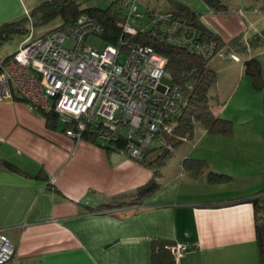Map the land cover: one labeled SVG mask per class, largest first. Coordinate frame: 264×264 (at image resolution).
Masks as SVG:
<instances>
[{
    "label": "crops",
    "instance_id": "0c3cea01",
    "mask_svg": "<svg viewBox=\"0 0 264 264\" xmlns=\"http://www.w3.org/2000/svg\"><path fill=\"white\" fill-rule=\"evenodd\" d=\"M43 1L0 0V24ZM204 12L200 19H210ZM61 22L57 17L36 27L33 36ZM212 30L223 42L240 35ZM20 40L2 46L0 57ZM262 53L264 46H257L246 57L259 59L261 73ZM218 59L211 66L216 71ZM216 112L222 117L225 110ZM242 125L231 135L193 129L160 159L166 146L148 147L144 164L106 148L101 138H74L61 126H47L41 111L22 99L0 101V160L18 168L0 166V231L14 245L5 264H156L153 248L161 242L187 245L176 264H260L250 199L264 188V112ZM168 153L187 168L186 176L164 162ZM191 159L204 160V171L187 165ZM208 171L229 177L208 181Z\"/></svg>",
    "mask_w": 264,
    "mask_h": 264
},
{
    "label": "built area",
    "instance_id": "2783aa9c",
    "mask_svg": "<svg viewBox=\"0 0 264 264\" xmlns=\"http://www.w3.org/2000/svg\"><path fill=\"white\" fill-rule=\"evenodd\" d=\"M140 2L118 0L123 19L116 23L123 34L132 36L148 28L161 40L206 60L225 57L216 42L200 38L191 23L170 12L140 10ZM24 13L29 17L28 9ZM144 18L148 22L141 25ZM102 31L86 14L39 37L32 29L13 53L0 57V101L16 93L30 109L56 113L67 136L80 138L89 131L106 144L120 139L124 142L120 150L139 161L154 138L171 147L167 136L185 96L170 80H163L168 77L167 58L151 45L125 39L120 45L103 42L99 48L84 44L88 35L101 37ZM120 55L122 61L117 60ZM168 248L177 262L187 245L175 242ZM13 254V243L0 231V264Z\"/></svg>",
    "mask_w": 264,
    "mask_h": 264
},
{
    "label": "trees",
    "instance_id": "16d2710c",
    "mask_svg": "<svg viewBox=\"0 0 264 264\" xmlns=\"http://www.w3.org/2000/svg\"><path fill=\"white\" fill-rule=\"evenodd\" d=\"M206 1L213 11L226 10V5L221 3L220 0H204ZM118 0H113L107 7L101 8L98 6H84L77 0H45L36 5L29 11V17L24 16L20 19L5 21L0 24V45L4 42L14 38L15 36L22 39L32 29L45 25L55 18L59 17L62 22L59 27L73 23L79 16L86 14L99 24L103 31L101 37L105 43L120 45L122 39L139 42L142 44L151 45L155 51L167 58L166 70L172 85L179 87L185 96L183 108L177 116L178 123L174 122V127L171 135L167 136L168 145L174 143L180 137L190 133L194 129V121L199 122V126L207 133H218L223 135H231L232 122L220 116H214L212 108L209 104L208 90L215 84L218 73L217 71L208 66L206 59L201 56L189 52L186 48L174 45L172 43L161 40L152 34L150 29L139 31L138 33L128 36L123 34L120 26L116 23L123 19V13L118 8ZM175 11H166L174 14L180 19L191 23L200 33V38L212 39L216 42L217 50H222L226 54H235L239 48L249 50L253 47L264 46V28L259 32H255L252 37L246 38L238 35L228 42H223L221 37L210 29L200 19V14L195 12L184 3L175 2ZM151 11H154L151 9ZM28 22L29 25H26ZM148 20L144 18L140 23L145 24ZM241 43V44H240ZM226 45L225 47H223ZM238 56V55H237ZM8 57V56H6ZM244 72L249 74L256 87H261L263 83L261 75L260 61L256 56L245 59L243 63ZM12 98L22 99L21 96L14 93ZM25 101V100H24ZM43 114L46 125L51 128L62 127L58 121L56 113L52 111L40 110ZM186 116L184 118L183 116ZM180 120V121H179ZM181 135V136H180ZM81 137L85 139H94L96 136L89 131H84ZM122 140H115L108 142L105 147L118 149L123 146ZM162 144V143H161ZM163 152L159 154L156 159H160L167 149V145L162 144ZM161 149L153 148L150 150ZM149 148L145 149L144 156L139 160L144 164L146 163V155L150 151ZM187 165L193 167L196 171H201L206 168L207 164L204 160L191 159ZM0 166L17 170L18 168L7 160H0ZM229 176L208 171L206 179L208 181H219L226 179ZM133 199L130 202H135ZM254 210V227L256 235V243L258 248L260 264H264V188L257 191V193L250 199ZM172 242H161L154 246L152 261L156 264H176L171 250L168 248Z\"/></svg>",
    "mask_w": 264,
    "mask_h": 264
},
{
    "label": "rangeland",
    "instance_id": "374dc122",
    "mask_svg": "<svg viewBox=\"0 0 264 264\" xmlns=\"http://www.w3.org/2000/svg\"><path fill=\"white\" fill-rule=\"evenodd\" d=\"M80 2L81 7L86 6H98L101 8L107 7L113 0H77ZM138 5L140 10L144 7L153 9L156 12L175 11V2H181L189 6L191 9L197 12L205 11L204 13L210 15L209 18L201 16L202 21L209 23L210 27L217 31H237L244 37H252L255 31L264 28V0H220L221 3L226 5V10L219 11L225 12L224 15L210 14L211 6L204 0H139ZM208 10L210 12H208ZM213 10V9H212ZM218 12V11H216ZM220 14V13H219ZM212 15V16H211ZM26 25H29L28 22ZM35 30V29H33ZM20 37L14 38L4 42L0 45L8 46L13 44L11 42L18 41ZM105 42L102 37L96 35H88L84 44L91 48H99V46ZM67 44H70L67 42ZM241 44V43H240ZM224 45L223 47H225ZM250 51V50H249ZM254 52H257L254 50ZM253 52V53H254ZM238 58L234 59L226 54V57L219 58L218 55H214L210 59L206 60L208 66H212V62L218 58L219 66H217L218 78L216 83L208 90L209 104L212 108V113L217 116L216 107L222 106L225 112L222 114L229 115L232 120V132L239 130L243 127V121L248 119L251 115H258L261 111L264 112V86L256 87L253 83L252 77L245 73L243 70V63L248 56V50L239 48L236 51ZM262 60L263 72L261 75L264 77V53L260 56ZM124 56L117 57L118 61H122ZM218 59V60H219ZM165 82H169V78L163 79ZM186 118V116H183ZM180 121V120H179ZM178 123V119L176 121ZM175 122V124H176ZM174 124V125H175ZM194 130L201 131L198 121H194ZM180 143L176 144L178 147ZM149 148H162V144L154 138ZM169 161V166L176 168L180 173L179 177L182 178L187 174V168L178 161V157L171 153H168L164 159ZM206 170V169H205ZM204 171V169H203ZM207 171V170H206ZM205 171V172H206Z\"/></svg>",
    "mask_w": 264,
    "mask_h": 264
}]
</instances>
